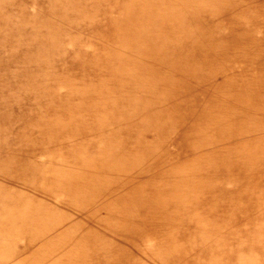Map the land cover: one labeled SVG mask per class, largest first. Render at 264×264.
Returning a JSON list of instances; mask_svg holds the SVG:
<instances>
[{
  "label": "bare ground",
  "instance_id": "6f19581e",
  "mask_svg": "<svg viewBox=\"0 0 264 264\" xmlns=\"http://www.w3.org/2000/svg\"><path fill=\"white\" fill-rule=\"evenodd\" d=\"M113 1L100 32L124 26L122 43L204 93L116 51L102 60L117 75L110 92L142 114L125 127L126 111L103 112L111 98L97 101L99 88L46 99L48 78L4 68L2 87L24 84L0 95V264H264V0H244L257 15L229 9L222 32L209 16L239 11L238 0ZM5 34L6 46L17 40ZM26 98L49 119L31 118Z\"/></svg>",
  "mask_w": 264,
  "mask_h": 264
},
{
  "label": "rangeland",
  "instance_id": "374dc122",
  "mask_svg": "<svg viewBox=\"0 0 264 264\" xmlns=\"http://www.w3.org/2000/svg\"><path fill=\"white\" fill-rule=\"evenodd\" d=\"M84 1L90 3L81 4L78 0H3V3L0 2V19L1 22H3L1 24H18L16 29H4L0 27L2 34L6 32L5 35H8V32L17 38L13 43L18 51V56H13L8 64L0 70V76L6 74L7 71H12L13 76L17 77L19 71L24 70L25 72L26 69V72H30L37 80H40V78H48L47 84H41V87H39L42 92L41 96L47 99L52 94L54 97L60 95L62 102H71L77 98L80 89H85L87 92L90 88H99L98 90H101L103 94L95 98L97 101L101 102L106 95L111 98L106 105L102 106L103 112L106 113L107 118H109L110 114L114 111V114L119 113V111H126L127 116H124L125 120H127L125 127L131 126L132 123L135 122L133 118L139 117L142 114L132 113V111L127 110V106L125 107L120 101L115 100L116 98L113 93L110 92L111 84H117V75L114 69L110 67L108 70H102L104 65L102 60H107L110 55L116 51L119 52L129 64L135 62V67L140 64L144 68L148 66L154 68L156 70L154 77H158L157 80L161 79V76L159 77L158 75L163 72L166 73L167 76L175 78V81L179 83L182 82L187 87L192 88V90L195 89L199 96L201 90L203 91L201 93H204V90L192 79L176 74L172 68L170 70L166 69L164 65L159 66L155 64L153 60L143 51H140V49H131L128 44L122 43L125 41L122 39L124 26L120 25L116 33H112L111 30L104 34L100 32L103 30V27L106 29V19L116 12L117 5L115 1ZM237 2L241 3L237 6L240 9L239 11L236 10V6L225 5L223 7L224 9L221 8V11H216L213 15L209 16L214 18V20H221L220 25L219 23L215 24L216 32H222L223 30L227 31L222 17L225 14L227 15V11L232 7L235 8V14L238 16L241 15V13L253 16L263 10L259 7L249 5L247 1L244 0L235 1L233 4L236 5ZM190 5L194 6V4ZM76 8H78L77 11ZM209 8H211V6ZM68 12H72L71 17H69ZM205 13L208 14L210 12L205 11ZM104 17H106V19H104ZM87 25H93V27H88ZM49 36H51V38ZM0 37H2V35H0ZM116 40H118V42H115ZM13 43H10V46H6L0 40V52H3L6 56L10 55V51L13 49L11 48ZM150 43L151 41L146 42L147 45L144 46L146 48L145 50L148 52L150 48H147L151 45ZM45 47L47 49H45ZM77 48L79 50H77ZM38 55L46 56L42 63L33 59ZM104 55L105 57H103ZM82 58L84 60H82ZM75 62H77V65ZM35 66L38 69L37 71ZM4 68L7 71H5ZM23 82H25V80ZM145 83L146 81L139 80L135 86L141 87ZM20 84L21 83H17L16 86H13L15 88L10 87L11 89L7 90L0 85V95L1 93L2 95L3 93L6 95V93L11 91H14L15 95L22 93L24 83ZM119 84L120 88H122L123 83ZM37 91L36 89L34 93ZM205 95H207L206 92ZM90 100H92V98L89 96L85 98L86 102ZM110 101H113L112 105L114 107H112ZM20 103L23 105L22 107L24 110L35 109L33 113H31V116L34 117L30 116L31 118L39 116L45 121L49 119L50 114H44L43 112L51 113L52 110L47 108V110L45 109L42 111V109H39L40 111H38L34 98L22 99ZM55 103L58 104L59 102L57 103L56 100ZM11 106H13L12 103L9 104V108H11ZM151 122H155V120L151 119ZM31 133L33 134L31 136L34 137L40 132L31 131ZM40 154L39 157L44 158ZM212 263L211 261L208 262V264Z\"/></svg>",
  "mask_w": 264,
  "mask_h": 264
}]
</instances>
